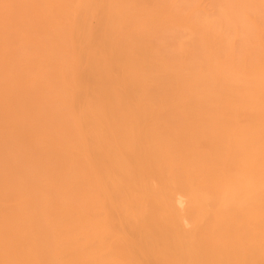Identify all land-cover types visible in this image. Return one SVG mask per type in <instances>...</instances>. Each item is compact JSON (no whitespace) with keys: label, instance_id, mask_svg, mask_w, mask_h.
<instances>
[{"label":"bare ground","instance_id":"1","mask_svg":"<svg viewBox=\"0 0 264 264\" xmlns=\"http://www.w3.org/2000/svg\"><path fill=\"white\" fill-rule=\"evenodd\" d=\"M0 264H264V0H0Z\"/></svg>","mask_w":264,"mask_h":264}]
</instances>
